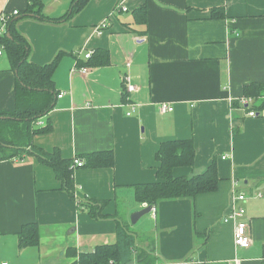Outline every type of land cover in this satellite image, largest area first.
Segmentation results:
<instances>
[{
	"label": "crops",
	"instance_id": "0c3cea01",
	"mask_svg": "<svg viewBox=\"0 0 264 264\" xmlns=\"http://www.w3.org/2000/svg\"><path fill=\"white\" fill-rule=\"evenodd\" d=\"M39 1L50 18L64 16L72 3ZM119 1L127 11L112 15ZM28 4L0 0V14L17 11L19 19ZM142 7L144 24L134 17ZM214 8L223 19H211ZM16 30L30 45L31 63L62 54L52 77L54 107L36 124L47 121L51 132L33 137L28 153L0 161V264H77L81 254L114 246L120 228L133 244L117 264H264V95L248 98L256 117L240 103L246 86L264 83V0H90L65 23L26 18ZM96 50L108 53V64L82 74L83 53ZM124 75L137 87L127 96ZM15 85L2 55L0 113L14 111ZM164 104L173 111L162 114ZM188 139L193 165L173 176L200 175L214 161L217 189L161 201L132 224L131 216L148 207L135 201L133 186L156 182L161 144ZM55 150L65 159L112 152L114 163L74 167L69 192L38 160ZM239 194L251 242L245 250L234 246V223L223 221ZM75 199L94 204L86 210ZM28 224L38 226V244L20 248Z\"/></svg>",
	"mask_w": 264,
	"mask_h": 264
},
{
	"label": "trees",
	"instance_id": "16d2710c",
	"mask_svg": "<svg viewBox=\"0 0 264 264\" xmlns=\"http://www.w3.org/2000/svg\"><path fill=\"white\" fill-rule=\"evenodd\" d=\"M28 1L27 9L19 19L30 18L44 23L62 24L80 13L90 0H72L68 12L60 18H50L43 15V6L39 0ZM14 17L7 24L10 38H7L6 35L0 38V45L4 48V55L7 57L10 70L16 78L15 109L12 113H0V161L10 160L28 153L33 137L51 132L52 127L47 121L41 126L36 124L39 120L47 117L54 107L57 90L52 77L62 54L59 53L49 64L40 66L31 63L28 59L30 45L16 30V23L19 19H13ZM134 17L136 23L144 24L146 21L145 8L135 10ZM216 18H224L221 8L211 10V19ZM108 62V53L103 50H96L91 52L89 59L80 62V68L101 67L107 65ZM125 95L127 96V94ZM263 95L264 83L251 84L244 88L246 98H257ZM261 107H264V103ZM37 157L42 164L53 169L57 179L70 192L73 185V159L63 158L59 150L53 151L52 154L40 152ZM77 158L82 162L80 168L87 166L109 168L114 163L112 152L88 154ZM193 159L194 148L191 139L161 144L156 153V161L158 162L156 182L134 185L135 201L153 207L161 201L194 198L200 194L214 192L219 182L214 161L200 175L191 178L173 176L175 168L191 167ZM91 160H96V163L90 162ZM71 197L73 198V195ZM75 201H77L79 208L85 205L86 210H89L91 204H94L89 199L83 203L80 199H75ZM89 213L95 218L102 217L99 209L91 208ZM18 237L20 248L37 246L39 228L36 224L24 225ZM132 244V238L120 228L117 243L114 246L98 247L93 253L81 254L77 264L121 263L122 256L127 254ZM128 262L129 260L125 261V263Z\"/></svg>",
	"mask_w": 264,
	"mask_h": 264
},
{
	"label": "built area",
	"instance_id": "2783aa9c",
	"mask_svg": "<svg viewBox=\"0 0 264 264\" xmlns=\"http://www.w3.org/2000/svg\"><path fill=\"white\" fill-rule=\"evenodd\" d=\"M127 8L123 6V2L119 1L118 4L115 6L112 15L117 13V12H126ZM18 12L15 11L11 14H5L2 13L0 14V38L6 35L7 33V24L8 21L14 17L17 16ZM108 26V22L101 23L99 26L95 28V33L97 35H101L102 31L106 29ZM4 55V48L2 45H0V56ZM91 53H83V58L84 60L89 59ZM79 71L84 74L87 72L86 68H80ZM121 84H122V90L125 94H130L132 92H135L137 90V87L132 83L131 79L127 76L124 75L121 78ZM62 95L60 94L58 98H61ZM241 106L244 107L245 111H247V116L249 117H256V113L251 109L252 105V100L248 98H242L240 100ZM159 111L164 114L167 112H172L173 108L167 105H161L159 108ZM129 116V114L127 115ZM73 166L80 168L82 166V162L79 158H73ZM246 201V197L242 194L235 195L232 199V202L234 205L228 210L226 213L223 221L225 223L232 222L234 223V233H233V243L235 248L245 250L250 247V238L247 235V222L244 219L245 216V210L241 205H236V203H244ZM151 213H155V209L151 207L150 209ZM7 264V263H3ZM228 264H241V261L237 258H234L231 262Z\"/></svg>",
	"mask_w": 264,
	"mask_h": 264
},
{
	"label": "water",
	"instance_id": "95a60500",
	"mask_svg": "<svg viewBox=\"0 0 264 264\" xmlns=\"http://www.w3.org/2000/svg\"><path fill=\"white\" fill-rule=\"evenodd\" d=\"M7 38H10L9 32L6 34ZM150 207H146L143 210L133 214L130 218L132 224H135L142 216L148 214L150 212Z\"/></svg>",
	"mask_w": 264,
	"mask_h": 264
}]
</instances>
